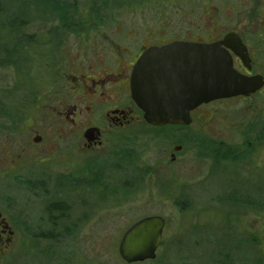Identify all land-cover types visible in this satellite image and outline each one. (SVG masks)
Segmentation results:
<instances>
[{
    "label": "flooded vegetation",
    "instance_id": "obj_1",
    "mask_svg": "<svg viewBox=\"0 0 264 264\" xmlns=\"http://www.w3.org/2000/svg\"><path fill=\"white\" fill-rule=\"evenodd\" d=\"M35 2L36 5H46L45 17L38 21H12L19 30L31 28L34 33L7 34L2 40L3 47L9 55L38 53L44 55V58L60 57L61 62L53 65V60L50 61L42 73L46 78L42 84L49 88L40 93L38 98L46 101L47 112L32 114L28 119L5 116L6 123L2 132L5 135L24 137L26 142L21 141L25 143L21 147L23 150H31L35 155H61L71 161H66L63 172L58 176L55 175V170L48 169L47 173L43 172V175L35 177L31 183L36 192L33 197L49 201L46 216L59 218L70 212L71 205L65 198L71 189L79 194L100 193L103 197L106 194L111 197L125 195L130 201V187L149 184L160 173H168L172 184L182 183V170L175 165L180 161L181 152L189 142L186 136L182 141L183 136L179 133L164 130H180L190 126L195 113L201 107L236 101L238 109L229 114L241 120L235 126L240 128V140L231 142V134L228 135L227 131H212L201 148L204 149L202 153H206L203 156H207L209 160L207 170L212 191L215 192L214 184L222 189L214 195L212 193L213 206L224 207L230 204L239 209L232 215H226L228 223L238 221L237 231L236 227L230 226L225 230L227 236L236 238V234L239 235L238 246H221V257L213 259L210 264H248L241 241V238L246 239V228L244 223L242 226L240 224L246 215L247 204L251 211L253 209L257 213L262 212L260 207L264 191L257 189L256 192L255 187L264 182V84L254 92L213 100L198 107L191 112L192 121L189 125L149 124L144 112L134 101L131 91L135 65L150 48H160L176 42L210 44L223 40L228 33L221 36L211 33L199 37L188 30L186 33L166 35L162 30H154L155 28L145 29L144 35L140 31L135 33L130 17H126L130 16V0ZM210 3L207 0V5ZM83 7H88L93 12L92 21L85 20L80 12ZM119 16L122 21H118ZM239 36L247 47L250 62L245 65L239 56L228 49L235 70L247 77L261 76L264 82V68L263 71L256 69L255 51L244 42L242 34ZM179 55H182V49L173 52L176 59ZM173 56L159 59V55H155L149 62V70L156 72L163 65L166 66L167 62L169 66H175ZM8 68L12 67L3 69ZM11 73H14L19 82L17 77L26 72L14 68ZM218 113L211 110L209 119H215ZM56 125L60 129H56ZM140 140L143 141L144 149H148V143H158L161 146L170 144L172 149L169 152L160 148L155 162H144L139 166L136 141ZM15 144L17 145L16 142ZM76 158L79 159V166L74 168ZM247 177L255 182V196L242 187ZM60 183L67 189L58 191L57 185ZM119 187H122L121 192ZM54 195L57 198L53 199ZM5 202L7 200H3L0 205V264H17L18 260L14 262L6 256L12 255L10 251L17 245L20 231L27 226L22 225L16 215L7 211ZM258 246L260 258L254 264H264V244L258 243Z\"/></svg>",
    "mask_w": 264,
    "mask_h": 264
},
{
    "label": "rangeland",
    "instance_id": "obj_2",
    "mask_svg": "<svg viewBox=\"0 0 264 264\" xmlns=\"http://www.w3.org/2000/svg\"><path fill=\"white\" fill-rule=\"evenodd\" d=\"M35 1L0 0V205L3 200H7L4 203L7 211L27 226L20 231L18 243L10 251L12 255L6 257L12 258L14 262L18 260L17 264H129L119 254V240L128 226L150 215H160L166 220L163 243L154 260L131 264H210L213 259L221 257V246H238L239 235L236 234V238L227 236L225 230L230 226L236 227L237 231L238 221L228 223L226 215H232L239 209L230 204L213 206L212 193L214 195L222 189L214 184L215 192L212 191L207 170L209 160L203 156L206 153L203 154L204 149L201 148L212 131H227L228 135L231 134V142L240 140V128L235 126L241 120L229 114L238 109L236 101L201 107L190 126L180 130H164L179 133L183 136L182 141L186 136L189 142L175 165L182 170V183L172 184L168 173H160L149 184L130 187V201L125 195L111 197L106 194L103 197L100 193L79 194L71 189L65 198L71 210L63 216L64 219L57 218L61 227L55 232L60 240L53 242L35 237L36 233L48 232V221L56 218L46 216L49 201L34 198L33 193L36 192L31 183L35 177L47 173L48 169L55 170L58 176L63 172L66 161L71 162L61 155H35L31 150H23L21 147L25 143L21 141L26 142L24 137L2 132L5 116L25 119L35 113L47 112L46 101L38 98L40 93L49 88L42 84L46 80L42 73L50 61L53 60V65L61 62L60 57L44 58L38 53L9 55L3 47L2 40L7 34L34 33L31 28L19 30L12 21H38L46 16V5H36ZM209 1L211 3L207 5V0H130V16L126 17H130L133 31H140L142 35L146 33L145 29L150 28L162 30L166 35L190 30L199 37L211 33L221 36L231 31L237 32L255 51L256 69L263 71L264 0ZM80 12L86 21L93 20V12L88 7H83ZM118 21H122L121 16ZM13 67L26 72L17 77L19 82L11 73ZM14 82L16 85H13ZM213 109L219 113L215 119H209ZM55 128L60 129L58 125ZM150 141L153 142L152 139ZM136 143L139 166L144 162H155L160 148L169 152L172 149L170 144L161 146L148 143V149H144L142 140ZM77 166L79 159L76 158L73 167ZM61 183L57 185L60 192L67 189ZM242 187L247 193L256 195L255 182L250 177L242 183ZM257 189L264 191V182L255 187L256 192ZM119 190L121 192L122 187ZM55 195L53 199L57 198ZM262 198V212L251 211L247 204L246 215L241 219L243 222L239 223L241 226L244 223L246 228V239L241 238V241L248 264H254L260 258L258 243L264 244V192ZM234 215L238 218L237 213ZM236 255H239V251Z\"/></svg>",
    "mask_w": 264,
    "mask_h": 264
},
{
    "label": "water",
    "instance_id": "obj_3",
    "mask_svg": "<svg viewBox=\"0 0 264 264\" xmlns=\"http://www.w3.org/2000/svg\"><path fill=\"white\" fill-rule=\"evenodd\" d=\"M182 49L176 59L175 50ZM228 49L245 65L250 59L240 36L230 32L218 42H176L160 48H150L138 59L131 81L132 97L143 110L146 121L154 126L189 125L191 112L213 100L245 95L259 89L261 76L247 77L235 70ZM174 58V65L149 70V62ZM165 219L150 215L128 227L120 238L118 251L126 263L153 260L163 239Z\"/></svg>",
    "mask_w": 264,
    "mask_h": 264
},
{
    "label": "trees",
    "instance_id": "obj_4",
    "mask_svg": "<svg viewBox=\"0 0 264 264\" xmlns=\"http://www.w3.org/2000/svg\"><path fill=\"white\" fill-rule=\"evenodd\" d=\"M59 218H63L59 217ZM59 224V221H57V217L56 219H51V221H49V231L48 232H41V233H36L35 237L37 238H41V239H45V240H49V241H53V242H58L60 239H58V234L55 232V230L58 227H61Z\"/></svg>",
    "mask_w": 264,
    "mask_h": 264
}]
</instances>
